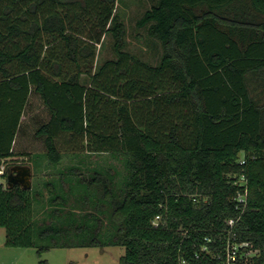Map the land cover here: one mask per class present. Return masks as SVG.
I'll list each match as a JSON object with an SVG mask.
<instances>
[{
  "label": "trees",
  "instance_id": "obj_1",
  "mask_svg": "<svg viewBox=\"0 0 264 264\" xmlns=\"http://www.w3.org/2000/svg\"><path fill=\"white\" fill-rule=\"evenodd\" d=\"M116 2L0 0V166L34 89L51 112L37 134L52 164L68 133L124 155L127 169L118 192L99 170L88 183L73 177L78 167L64 170L46 183L58 222L36 226L37 197L8 184L7 166L6 245L32 247L36 236L49 240L42 250L103 243L97 216L61 215L66 184L89 194L90 183L103 182L114 223L105 234L124 246L120 264H223L229 242L251 244L239 257L257 251L238 264H264V0H157L137 25L163 45L158 65L124 51ZM108 33L117 58L93 71Z\"/></svg>",
  "mask_w": 264,
  "mask_h": 264
},
{
  "label": "rangeland",
  "instance_id": "obj_2",
  "mask_svg": "<svg viewBox=\"0 0 264 264\" xmlns=\"http://www.w3.org/2000/svg\"><path fill=\"white\" fill-rule=\"evenodd\" d=\"M156 1L117 0L116 2V13L125 26L124 51L151 65L160 63L163 45L155 37L150 36L148 26L139 27L137 21ZM113 44L114 37L111 33L105 35L102 42L97 44L95 63L91 67L93 71L97 70L106 60L117 58ZM68 63L69 67L75 70V62L69 60L65 65ZM89 80L87 75L81 78L85 84H88ZM50 116L49 108L40 94L33 89L22 116V123L13 146V155L5 160L7 166L30 165L32 168V187L29 190L33 197H37L34 214L36 226L45 222H58L53 214L56 206L50 204V192L46 183L58 178L64 170L78 167L73 177H79L85 183L91 182L99 170L103 173L102 178L117 192L124 187L127 175L124 155L93 151L86 139L78 136L73 138L68 133H63L57 138L62 158L59 163L52 164L46 156V137L37 134L38 129L50 120ZM1 179L6 184L7 178ZM66 190L68 201L65 212L61 215L73 213L72 219L76 223L86 221L85 217L91 214L92 218L97 216L99 220H102L100 230L104 235L101 234L100 237L103 243H91L90 240L96 236L86 232L85 236L90 242L74 246L50 245L42 250L49 244V240L42 241L38 236L32 247L8 246L6 245V230L0 227V264H120L125 248L120 244L110 242L111 237L108 233L105 234L106 231L112 230L114 223L110 218L112 207L108 202H104L103 182L90 183L89 194H84L83 189L71 191L69 184H66ZM157 223H159L158 220ZM72 230L75 231L74 228ZM256 253L255 249H247L244 254H241V259L248 261L249 257Z\"/></svg>",
  "mask_w": 264,
  "mask_h": 264
},
{
  "label": "built area",
  "instance_id": "obj_3",
  "mask_svg": "<svg viewBox=\"0 0 264 264\" xmlns=\"http://www.w3.org/2000/svg\"><path fill=\"white\" fill-rule=\"evenodd\" d=\"M4 163L5 162H3L2 165L0 166V184L3 183L1 178H3V174H4V172H5L6 168H7L6 163H5V165H4ZM243 199H244V196L243 195H239V200L242 201ZM157 220L160 221L161 220V216L158 215L156 217V219H155L156 223H157ZM228 223L231 226H233V224H234L232 219L228 220ZM246 246H248L247 243H242V244L238 245L237 243L229 242L227 247H226V258L224 259L223 264H238V261L242 260L241 256L239 257V254H238L239 248L246 247ZM202 249L206 250L207 247L204 246Z\"/></svg>",
  "mask_w": 264,
  "mask_h": 264
},
{
  "label": "water",
  "instance_id": "obj_4",
  "mask_svg": "<svg viewBox=\"0 0 264 264\" xmlns=\"http://www.w3.org/2000/svg\"><path fill=\"white\" fill-rule=\"evenodd\" d=\"M10 176L8 178V184L12 187L16 183H20L24 189H30L32 187V168L30 165H15L10 167ZM13 171L17 172V175L13 174Z\"/></svg>",
  "mask_w": 264,
  "mask_h": 264
},
{
  "label": "flooded vegetation",
  "instance_id": "obj_5",
  "mask_svg": "<svg viewBox=\"0 0 264 264\" xmlns=\"http://www.w3.org/2000/svg\"><path fill=\"white\" fill-rule=\"evenodd\" d=\"M11 171H9V173H10ZM12 173V172H11ZM11 175H17V172L16 171H13V174H11ZM20 184V183H19Z\"/></svg>",
  "mask_w": 264,
  "mask_h": 264
}]
</instances>
